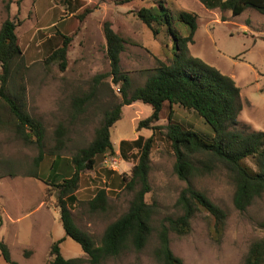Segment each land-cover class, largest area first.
Segmentation results:
<instances>
[{"label": "rangeland", "instance_id": "1", "mask_svg": "<svg viewBox=\"0 0 264 264\" xmlns=\"http://www.w3.org/2000/svg\"><path fill=\"white\" fill-rule=\"evenodd\" d=\"M18 1L0 0V28L7 18L21 22L17 36L28 66L21 82L26 88V110L42 123L45 139L43 160L36 168L35 160L40 153L37 144L24 142L10 127L0 131V239L16 264H52L53 243L66 237L54 189L30 177V173L36 169L40 178L49 181L52 162L59 156L58 182L69 176L73 155L94 140L106 111L122 102L119 86L107 76L111 67L103 33L105 22H110L114 31L126 40L121 69L131 81V93L145 84L159 61L171 62L174 58L175 43L166 28L162 27L154 36L139 20L137 11L164 5L173 16V28L181 36H186L189 28L176 17L182 11L195 12L198 29L194 43L189 45L190 54L235 80L244 105L240 122L251 130L264 131V15L256 10L247 8L234 17L230 11L207 10L197 0H147L122 6L114 0H79L82 4L73 5L74 10L62 0H22L20 4ZM88 7L98 8L80 19ZM63 35L72 38L64 71L59 62L48 60L61 45ZM100 75L105 77L97 79ZM83 98L84 103L76 104ZM173 110L175 121L207 138L213 134L211 127L193 111L177 105ZM151 113V106L141 102L123 106L121 120L110 130L113 152L98 155L93 170L81 174L76 192L79 202L73 207V216L77 226L89 233L98 246L107 226L128 210L135 193L126 187L128 181L122 177L130 179L138 149L129 144L120 148V144L153 135L151 191L145 196L146 202L157 205L152 237L143 251L129 250L102 264H160L153 256L158 244L157 229L166 217L179 214L175 203L187 183L174 172L175 154L165 138L169 108L165 106L161 120L156 123L162 127L160 131H139V121ZM59 131L62 145L57 142ZM112 161L117 163L115 168H111ZM248 164L253 166L251 161ZM192 185L226 211L225 228L217 236L214 219L206 212H198L189 234L182 237L170 234L173 253L184 264H245L251 243L264 238V229L259 226L264 222V198L247 211H238L233 204L234 185L223 170L195 177ZM100 189L108 193L107 210L92 213L88 201ZM60 250L65 259L90 264L80 245L70 238L60 244ZM0 264H7L1 256Z\"/></svg>", "mask_w": 264, "mask_h": 264}, {"label": "trees", "instance_id": "2", "mask_svg": "<svg viewBox=\"0 0 264 264\" xmlns=\"http://www.w3.org/2000/svg\"><path fill=\"white\" fill-rule=\"evenodd\" d=\"M140 1L147 0H114L119 6ZM197 1L207 10L230 11L234 17L240 16L247 8L264 15V0ZM21 2L22 0H19L18 4ZM62 2L68 8L72 6L71 10H74L73 5L82 4L79 0ZM97 8H86L80 19ZM136 15L154 36L160 33L162 27L166 28L175 43L174 58L171 62L159 61L155 72L147 78L145 84L130 93L131 81L121 69V54L125 50L126 40L114 31L110 22H105L103 33L111 67L107 76H111L113 84L119 86L122 102L106 111L102 124L96 129L94 140L73 155L71 162L74 172L71 176L58 182L56 177L49 181L43 180L36 169L29 175L45 182L48 188H53L56 193L60 221L66 237L53 243L52 264L80 263V259H65L61 254L60 244L66 238L80 245L90 264H102L107 259L118 257L129 250L141 252L150 242L154 231V218L158 212L155 203L150 204L145 200V196L151 191L149 173L150 155L154 146L153 135L148 139L139 137L135 141H122L120 144V148L129 144L138 149V159L132 168L130 179L122 177L123 181H128L126 187L135 190V193L128 210L107 226L100 245L97 246L91 235L77 226L73 216V207L79 202L76 192L80 186L81 174L93 170L98 155L113 152L110 130L121 120L122 107L135 102L150 105L152 108L150 117L139 121L137 129L139 131L148 129L154 133L162 129L156 123L161 120L165 106H168V124L164 127L165 138L175 154L174 172L180 180L187 183L175 203L179 214L166 217L157 229L158 244L153 256L158 263L184 264L171 249L170 234L179 237L189 234L192 220L198 212H206L214 219V233L217 236H220L225 228L226 211L204 192L196 189L192 185L193 178L213 174L217 170L225 171L234 185V207L240 212L247 211L257 200L264 198V131L251 130L240 122L239 115L244 105L235 80L202 58L190 54L189 45L194 43L198 29V15L195 12L182 11L176 17L178 22L188 26L189 33L186 36H181L173 28V16L162 4L158 7H142ZM20 23L18 19L7 18L0 28V131L10 127L24 142L37 144L40 153L35 160V167L39 168L43 160L45 129L42 123L26 110V88L21 82L28 66L17 36ZM62 38L61 45L52 51L48 60L59 62L60 69L64 71L72 38L64 35ZM104 77L100 75L97 79ZM17 82L20 83L16 84ZM84 102L85 98L77 100L76 104ZM176 105L197 114L211 127L213 134L207 138L192 127L175 121L173 107ZM58 135L60 138L57 142L62 145L61 131ZM124 157L127 158L125 154ZM249 161L253 166L248 164ZM55 165L56 161L53 166ZM10 176L13 177V173H10ZM108 198L105 189L98 190L88 201L89 210L92 213L105 212ZM259 226L264 229V222ZM0 256L7 264H16L12 261L8 246L1 239ZM245 264H264V238L251 243Z\"/></svg>", "mask_w": 264, "mask_h": 264}, {"label": "crops", "instance_id": "3", "mask_svg": "<svg viewBox=\"0 0 264 264\" xmlns=\"http://www.w3.org/2000/svg\"><path fill=\"white\" fill-rule=\"evenodd\" d=\"M56 159H58V160H56ZM56 159L52 162V165H51V168H50V172H49V175H48V177H49V179H52V178H55L56 177V180L57 179H59V177H60V159L59 158H57L56 157ZM56 161V165L55 166H53V164H54V162ZM73 172H74V168H70L69 169V176H71L72 174H73ZM69 176H67V177H69ZM64 178H66V177H64ZM58 181V180H57Z\"/></svg>", "mask_w": 264, "mask_h": 264}, {"label": "built area", "instance_id": "4", "mask_svg": "<svg viewBox=\"0 0 264 264\" xmlns=\"http://www.w3.org/2000/svg\"><path fill=\"white\" fill-rule=\"evenodd\" d=\"M115 165H117V163L114 162V161H112V162H111V168H115V167H116Z\"/></svg>", "mask_w": 264, "mask_h": 264}]
</instances>
